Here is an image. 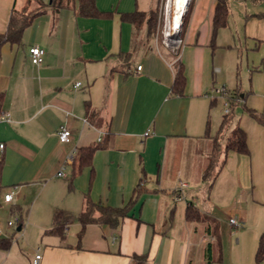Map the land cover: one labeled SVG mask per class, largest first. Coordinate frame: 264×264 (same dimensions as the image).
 I'll return each instance as SVG.
<instances>
[{
    "label": "crops",
    "instance_id": "obj_1",
    "mask_svg": "<svg viewBox=\"0 0 264 264\" xmlns=\"http://www.w3.org/2000/svg\"><path fill=\"white\" fill-rule=\"evenodd\" d=\"M189 1L176 56L156 38L133 53L134 28L121 19L149 13L158 0H96L100 11L113 12L108 19L80 16L79 0L57 13L37 0H0V34L13 13L41 12L19 43L0 47L1 115L10 117L0 122V237L12 240L0 249V264H34L37 255L39 264H256L264 235V124L240 106L221 133L227 97L213 89L238 90L248 109L264 114V0H229L228 22L216 31L217 0ZM35 45L45 50L40 66L29 53ZM177 62L183 95L172 91ZM62 126L72 131L69 144L58 139ZM236 126L247 134L249 153H223L215 180H205L213 139L223 136L224 146ZM89 146L98 147L91 165L72 178ZM73 151L75 163L59 177ZM8 193L15 204L4 202ZM86 198L111 208L134 203L118 226L83 230ZM190 206L205 220L189 221ZM59 212L67 218L65 237L51 233ZM15 213L19 223L8 227ZM13 231L22 232L16 241Z\"/></svg>",
    "mask_w": 264,
    "mask_h": 264
},
{
    "label": "trees",
    "instance_id": "obj_2",
    "mask_svg": "<svg viewBox=\"0 0 264 264\" xmlns=\"http://www.w3.org/2000/svg\"><path fill=\"white\" fill-rule=\"evenodd\" d=\"M43 7H50L54 13L59 12L65 7H69L72 0H50L48 4H43L42 0H37ZM79 15L87 18H103L108 19L113 16V12H103L100 11L97 7L96 0H79ZM191 8V7H190ZM156 8L149 13L142 11H135L130 14H122L121 19L125 22L132 24L133 30V53L136 52L139 46V30L140 27L145 23L147 28V38H155L154 31L157 26V15L153 17H148V14H154ZM40 10L36 12H15L13 13L10 22L8 31L5 34H0V47L7 43H19L21 41L24 30L33 22V20L40 14ZM190 9L188 10L187 15L185 14L182 18L183 31L184 32L188 21H189ZM229 16V0H217L215 16H214V30H218L226 26ZM152 36V37H151ZM149 39V40H150ZM179 50L175 53L176 56H179ZM129 60H131L132 55L127 54ZM186 86V77L183 71L182 64L177 62L175 65V80L173 83V94L174 95H183ZM4 95L0 93V115L2 112ZM227 102L229 105L230 112L225 114L221 124V133L228 130L232 125L235 119V111L238 107L243 106L244 110L254 119L264 124V114L258 113L252 109H248L243 104L242 95L238 90L228 93ZM88 109L90 110L89 104H87ZM223 135V134H222ZM223 137V136H222ZM221 137V138H222ZM220 137H215L213 139V149L211 161L205 170L204 179L209 180L210 182L214 181L218 175L219 170V160L223 153H228L230 151H236L240 154L247 155L249 149L247 146V134L240 127L236 126L231 133L228 135L226 144L223 146L221 143ZM98 149L97 146L83 147L81 150L80 164L77 168L73 169L72 178L77 172L81 171L84 167L91 165L92 157L95 151ZM3 162L0 161V194L2 190V171ZM134 200L125 208H111L104 207L101 205L94 204L89 198H86L85 204L86 209L83 211L79 220L84 228L89 224H107L111 226H118L126 217H128L131 206L133 205ZM98 213V216L95 214ZM199 211L190 206L187 210V219L189 221H203L205 220ZM67 220L66 215L63 212L56 214L54 219L53 228L51 233L59 234L61 237H65V221ZM83 231L81 232V234ZM12 246V240L7 238L0 237V249L9 250ZM264 260V235L261 236L259 247L256 253V264H260ZM211 264V261L208 262Z\"/></svg>",
    "mask_w": 264,
    "mask_h": 264
},
{
    "label": "built area",
    "instance_id": "obj_3",
    "mask_svg": "<svg viewBox=\"0 0 264 264\" xmlns=\"http://www.w3.org/2000/svg\"><path fill=\"white\" fill-rule=\"evenodd\" d=\"M170 26L171 27H169L166 24L165 31H164L163 44L166 47L177 51L182 44L181 37L175 38V35H176L179 27H172V25H170ZM29 53H30L31 61L33 64L40 66L43 63L44 56H45V50L43 48H41L40 46H37V45L32 46L29 49ZM141 70H142V66H139L136 72L139 73ZM213 93L215 95H220V96H225V97L228 96V92L224 88L213 89ZM229 112H230L229 105H228V102H226L224 113L228 114ZM2 121H10L9 115L8 114L0 115V122H2ZM146 135H148V134H146ZM58 139L62 144H69L71 142V139H72V131L67 126H62L58 132ZM4 148H5L4 143H2L0 141V150L3 151ZM74 163H75V152L73 151L67 155V157L65 159V163L63 165V168L61 171H59L58 176L59 177H65L66 176L65 168L68 166H73ZM4 202L15 204L16 200L14 199L13 194L8 193V194L4 195ZM229 222H230L231 226H235V227L240 226L238 221L235 218H231L229 220ZM7 225H8V227H13L15 224L12 221H9L7 223ZM3 229H4L3 223L0 220V235L3 233ZM41 258H42L41 255H37L35 258L34 264H39V261Z\"/></svg>",
    "mask_w": 264,
    "mask_h": 264
},
{
    "label": "rangeland",
    "instance_id": "obj_4",
    "mask_svg": "<svg viewBox=\"0 0 264 264\" xmlns=\"http://www.w3.org/2000/svg\"><path fill=\"white\" fill-rule=\"evenodd\" d=\"M189 4H190V1L188 3V6H189ZM188 6H187V9H188ZM174 13H175V9H174V5H173V0H158L157 7H156V10H155L154 14L152 13V14H148L147 15V18L148 17L149 18L153 17L155 14L157 15V26H156V30L154 31V35L153 36L158 41H160L162 43H163L164 31H165L166 24L169 27H171L170 26L171 25V20H172V17L174 16ZM182 18H183V16H182ZM139 32L140 33H139V42L138 43L141 45V44H143L144 42H147L150 39V38L149 39L147 38V28L145 26V23L140 27ZM222 108H223V106L220 105V104L217 105L214 108V113L212 115V120H213V123L216 124V125L218 124V122L220 120L221 112L224 111V109L222 111ZM238 113H239V111H238ZM235 116H236V113H235ZM19 217L20 216L17 213L11 215L12 222L14 224H18L19 223ZM16 228L17 227L14 228V231H16ZM14 231H13V235H15L14 241H16V239L18 237H21L22 232H14ZM27 239L31 241L30 242V247H34L33 246L35 244L34 243V237H33V234L31 232L28 234ZM25 245H26V243H25Z\"/></svg>",
    "mask_w": 264,
    "mask_h": 264
},
{
    "label": "bare ground",
    "instance_id": "obj_5",
    "mask_svg": "<svg viewBox=\"0 0 264 264\" xmlns=\"http://www.w3.org/2000/svg\"><path fill=\"white\" fill-rule=\"evenodd\" d=\"M188 3L189 0H173L175 13L171 20L172 27H179L181 23L182 15H184Z\"/></svg>",
    "mask_w": 264,
    "mask_h": 264
},
{
    "label": "water",
    "instance_id": "obj_6",
    "mask_svg": "<svg viewBox=\"0 0 264 264\" xmlns=\"http://www.w3.org/2000/svg\"><path fill=\"white\" fill-rule=\"evenodd\" d=\"M186 10H187V8H186ZM186 10H185V13H186ZM185 13H184V15H185ZM184 15H182V16H184ZM181 27H182V20H181V23L179 25V29H178V31H177V33L175 35V38H180V29H181ZM18 230H20V227L18 228Z\"/></svg>",
    "mask_w": 264,
    "mask_h": 264
}]
</instances>
